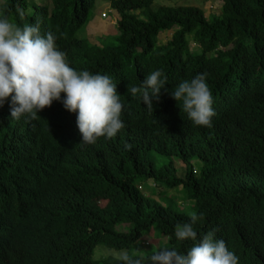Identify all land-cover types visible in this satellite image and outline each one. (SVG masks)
I'll use <instances>...</instances> for the list:
<instances>
[{
  "label": "trees",
  "instance_id": "trees-1",
  "mask_svg": "<svg viewBox=\"0 0 264 264\" xmlns=\"http://www.w3.org/2000/svg\"><path fill=\"white\" fill-rule=\"evenodd\" d=\"M107 1L121 16L120 35L103 49L76 38L97 0H53L52 9L26 0L1 6L0 16L19 26H39L56 9L57 35H66L71 21L68 32L83 58L119 85L138 84L157 68L167 83L155 116L139 99L127 100V121L146 119L140 127L149 136L122 130L83 146L54 138L25 154L21 137L0 136V264H120L113 257L96 261L93 252L106 245L141 256L135 244L150 228L168 239L167 247L185 251L192 242L177 241L172 232L190 214L171 199L145 194L139 185L149 178L188 191L201 216L198 235L215 229L239 264H264V0H220V14L210 17L193 5L153 9L154 0ZM164 29L174 32L160 46L156 34ZM197 73L206 74L212 92L211 128L185 124L179 102L165 91ZM155 152L182 160L184 175L172 159L157 167ZM122 224L126 231L117 230ZM161 247L145 252V261Z\"/></svg>",
  "mask_w": 264,
  "mask_h": 264
},
{
  "label": "clouds",
  "instance_id": "clouds-1",
  "mask_svg": "<svg viewBox=\"0 0 264 264\" xmlns=\"http://www.w3.org/2000/svg\"><path fill=\"white\" fill-rule=\"evenodd\" d=\"M5 1L0 0V15H2L1 6ZM26 3L53 8V0L49 2L46 0L45 3L26 0ZM17 11L22 17L23 11L19 9ZM55 11L56 9L49 11L41 19L39 26L36 24L19 26L7 16H0V136L21 137L25 152L36 143L54 138L83 146L94 144L100 137L112 139L122 130L124 133H132L137 129L144 131L140 125L146 119L140 117L137 120L127 121V100L129 97L139 99L148 114L153 112L152 116H155L160 105H157L154 111L153 105L167 83V76L163 70L157 68L151 71L135 85L128 83L119 85L113 82L111 76L93 69L91 67L93 63L83 58L80 46L72 42L73 39L68 32L73 26L71 21L65 24L66 35L63 34L61 37L57 35V29L51 23ZM219 14L220 12L211 15ZM101 17L105 20L109 17V13L104 10ZM120 18L118 13V18L108 23L117 25L118 33L112 31L113 34H118L116 37L120 35ZM90 20L89 17L85 27L81 29L86 30V33ZM97 23L98 19L95 20L94 25ZM163 31L173 33L174 29H164L156 34V43L160 46L167 45L172 37L171 34L167 42L159 44V34ZM78 32L76 34L78 40L100 49H103L109 41L116 39V37L110 40L99 38L98 42L94 43L90 39L81 38ZM165 91L179 102V109L187 116L184 118L188 121H184L185 124L193 127H212V119L216 113L206 74L197 73L190 80H181L171 90L165 89ZM179 115L177 114L178 119L182 120ZM144 134L149 136L153 132L144 131ZM157 156L161 155H156L155 152V159ZM169 159H172L174 165L184 164L175 157ZM194 171L198 172V168ZM148 180L153 187L158 186L154 179ZM141 183L139 188L142 190ZM200 220V215L192 213L186 222L177 223L173 228L172 236L175 240L182 243L192 242L185 251L164 246L152 253L145 261L143 256L148 250L139 254L134 249V254L141 256H130L128 250L100 245V248L96 247L92 257L96 261L113 257L117 258L120 264H239V257L230 250L225 240L216 238L215 229L198 235L195 226ZM141 238L135 247L140 243ZM104 248L125 252H121L118 257L110 255L97 258L98 251Z\"/></svg>",
  "mask_w": 264,
  "mask_h": 264
},
{
  "label": "rangeland",
  "instance_id": "rangeland-1",
  "mask_svg": "<svg viewBox=\"0 0 264 264\" xmlns=\"http://www.w3.org/2000/svg\"><path fill=\"white\" fill-rule=\"evenodd\" d=\"M38 3H45L46 0H34ZM50 0H47L49 2ZM160 5H173V6H179V5H193L200 7L204 10L206 16H210L211 14H218L220 12V8L222 6V2L219 0H154L153 8H157ZM107 11L109 13V17L104 20L103 17H101L102 13ZM91 20L88 25V30L86 33V30H80L78 32V35L81 38H84L86 40H89L91 42H98V39L101 38L104 40V38L111 39L113 37H116L118 34L117 25H110L108 24L112 19L118 18V12L112 8L110 2L106 0H97L95 3V6L91 9ZM103 18V19H102ZM98 19L97 25H94L95 20ZM90 27V28H89ZM92 27V29H91ZM94 30V31H93ZM95 30L97 32H95ZM117 32L116 34H113L112 31ZM172 31H163L159 34V44H164L167 42L171 37ZM191 47L193 49H197V46L190 43ZM169 160L168 157L164 156H157L156 158V166L162 167L164 163H166ZM194 165L197 166L199 163L197 161H194ZM175 166L179 170V175L183 176L185 171V165L182 163H177ZM142 182V183H141ZM140 183L143 185L142 190L146 193L155 197L156 199H161L163 197L171 199L176 206H179L182 211L192 214L195 213L194 211V203L193 200L189 197L188 191L185 190L182 187L177 188H165L156 186L153 187L151 185L150 180H143ZM119 231H125L126 226L120 225L117 228ZM160 238V239H159ZM140 243L135 247V252L142 254L143 252L149 250L150 248L156 247V245H159L162 243V245L166 246L168 239L166 237H160L157 233V230L155 228H150L147 230L144 234V236L139 241ZM150 246V247H149ZM101 246H98L100 248ZM121 252L125 251H116L112 249H100L98 251V257L97 258H105L110 255L118 257ZM96 254V253H95Z\"/></svg>",
  "mask_w": 264,
  "mask_h": 264
},
{
  "label": "water",
  "instance_id": "water-1",
  "mask_svg": "<svg viewBox=\"0 0 264 264\" xmlns=\"http://www.w3.org/2000/svg\"><path fill=\"white\" fill-rule=\"evenodd\" d=\"M25 152H26V150H25ZM25 152H24V154H25Z\"/></svg>",
  "mask_w": 264,
  "mask_h": 264
},
{
  "label": "bare ground",
  "instance_id": "bare-ground-1",
  "mask_svg": "<svg viewBox=\"0 0 264 264\" xmlns=\"http://www.w3.org/2000/svg\"><path fill=\"white\" fill-rule=\"evenodd\" d=\"M63 146V145H62ZM62 146H60V147H62Z\"/></svg>",
  "mask_w": 264,
  "mask_h": 264
}]
</instances>
